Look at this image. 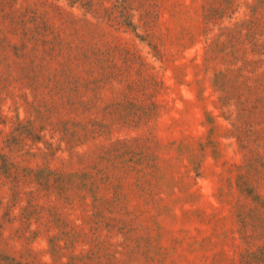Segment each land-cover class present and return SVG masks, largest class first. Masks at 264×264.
Returning <instances> with one entry per match:
<instances>
[{
	"label": "rangeland",
	"instance_id": "374dc122",
	"mask_svg": "<svg viewBox=\"0 0 264 264\" xmlns=\"http://www.w3.org/2000/svg\"><path fill=\"white\" fill-rule=\"evenodd\" d=\"M0 264H264V0H0Z\"/></svg>",
	"mask_w": 264,
	"mask_h": 264
}]
</instances>
